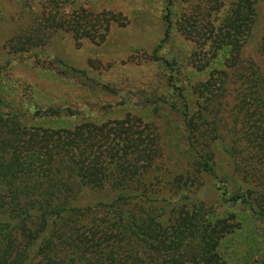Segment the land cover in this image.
I'll list each match as a JSON object with an SVG mask.
<instances>
[{"label":"rangeland","instance_id":"374dc122","mask_svg":"<svg viewBox=\"0 0 264 264\" xmlns=\"http://www.w3.org/2000/svg\"><path fill=\"white\" fill-rule=\"evenodd\" d=\"M166 6L167 0H0V115H21L24 126L53 132L98 125L103 137L115 124H150L159 134V184L178 186L180 193L185 171L193 182L187 199L169 198L166 211H156L155 219L146 214L142 221L150 230L162 228L160 241L146 231L156 247L166 249L177 235L199 228L208 240L222 234L217 246L222 264H257L264 260V225L217 188L243 194L264 211V189L245 181V174L264 175V168L239 162L244 175L235 177L232 164L233 157L248 153L241 143L245 136L260 138L254 128L261 107L257 99L253 109V98H260L264 75V0H170L164 37ZM44 26L50 36L41 44ZM154 56L175 61L174 84L189 107L195 140L207 138L202 150L211 153L219 184L189 168L183 101L169 89L168 70ZM230 62L238 63L236 68ZM47 107L59 114H32ZM228 135L233 138L226 140ZM124 144V153L147 151L143 144ZM141 182L149 185L150 177ZM140 218L129 222L135 226Z\"/></svg>","mask_w":264,"mask_h":264},{"label":"trees","instance_id":"16d2710c","mask_svg":"<svg viewBox=\"0 0 264 264\" xmlns=\"http://www.w3.org/2000/svg\"><path fill=\"white\" fill-rule=\"evenodd\" d=\"M169 3L167 0L162 17L166 25L164 37L169 33ZM42 28L46 37L41 44H45L50 33L45 26ZM71 31L76 35V30ZM13 51H19V47L14 45ZM154 59L168 70L167 85L183 101L180 115L187 131L185 152L189 156V168L199 178L213 177L219 184L214 159H211V153L202 150L207 138H201L200 143L195 140L189 107L174 84L178 72L175 61L156 56ZM237 64L230 62L232 68ZM261 79L260 98H253V106L259 99L261 107L259 111L257 106L259 124L254 128L260 133V138L244 137L241 143L248 153L241 159L232 158L235 177L244 175L237 165L239 162L242 166L246 164V168L255 163L264 168V75ZM59 111L58 108L47 107L32 114L48 116L57 115ZM6 117L0 115V264L223 263L217 251L221 233L208 240L203 238L199 228L186 230L174 237L175 244L159 249L155 237L150 238L146 232L148 230L153 236H158L157 241H160L162 228L150 230L142 224L146 214L148 218L155 219V212L166 211L170 199L178 195L180 199H187L188 188L193 186L186 171L180 179L181 186L186 188L180 193L178 186H168V182L159 184L155 175L160 152L155 141L159 140V134L155 127L133 120L104 129L108 134L103 137L98 125L53 132L42 126H24L21 115ZM231 137L228 135L226 140ZM124 142L135 147L143 144L147 151L124 153L121 151ZM245 175L246 182L252 180L254 185L264 189L263 174L249 172ZM143 176L150 177L149 185L141 182ZM217 189L227 202L246 205L264 225V211L257 202L247 200L243 194L231 195L223 186ZM90 196L94 200L87 202ZM146 206L148 211H144ZM138 209L142 210L141 218L135 217ZM100 210L103 211L101 218ZM162 216L165 217V213ZM139 218L140 223L135 226L129 222ZM97 221L106 225H98ZM164 239L166 242L168 237ZM110 251L117 258L109 257ZM87 252L89 255L85 256ZM257 264H264V260L257 261Z\"/></svg>","mask_w":264,"mask_h":264}]
</instances>
